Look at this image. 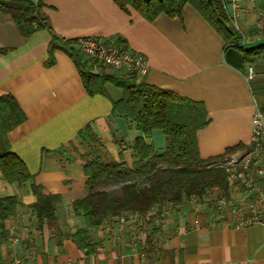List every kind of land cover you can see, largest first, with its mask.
Returning a JSON list of instances; mask_svg holds the SVG:
<instances>
[{"label": "crops", "instance_id": "crops-1", "mask_svg": "<svg viewBox=\"0 0 264 264\" xmlns=\"http://www.w3.org/2000/svg\"><path fill=\"white\" fill-rule=\"evenodd\" d=\"M44 2L59 35L116 37L147 58L149 69L138 80L205 104L209 123L197 132L204 159L250 145L256 109L264 116V56L246 61L241 49L226 47L192 4L184 6L181 17L161 13L148 20L133 7L124 11L115 0ZM226 8L245 50L264 44V0H236ZM50 41L46 29L26 38L10 14L0 13V49H6L0 53V96L13 95L27 117L8 134L9 141L34 175L11 183L0 171V198L19 201L15 215L0 221V264H264V199L252 202L263 221L240 223L252 210L243 189L231 193L230 208L221 214L208 196L190 197L146 214L112 217L90 229L87 247L73 239L85 227L73 202L86 195L83 155L90 145L79 132L89 125L102 148L129 167L137 138L162 153L166 137L161 129L146 137L116 111L113 101L123 95L120 88L106 83L107 96L89 94L66 52L56 50L55 62L47 65ZM142 179L131 174L127 182ZM33 183L58 196V227L38 226Z\"/></svg>", "mask_w": 264, "mask_h": 264}, {"label": "trees", "instance_id": "trees-1", "mask_svg": "<svg viewBox=\"0 0 264 264\" xmlns=\"http://www.w3.org/2000/svg\"><path fill=\"white\" fill-rule=\"evenodd\" d=\"M126 12L136 9L144 18L154 20L159 14L181 17L186 4H192L221 34L226 47L241 49L244 59L264 56V44L254 49L242 47V37L228 14L222 0H115ZM44 0L0 1V13L10 14L22 34L27 38L32 33L46 29L51 34L48 46L47 65L55 62L56 50L66 52L76 63L84 87L91 95H108L106 83L120 88L122 96L113 101L116 111L134 121L136 127L151 136L161 129L166 137L162 153L153 144L139 137L133 144V166L118 162L102 148L98 135L87 125L79 132L82 140L89 142V150L83 155L84 172L87 177L86 195L73 202L75 211L83 215L85 227L72 235L81 246H89L90 229L112 217L124 213L146 214L155 206H177L185 198L199 200L208 198L213 187H219L227 198L231 194L229 173L217 164L238 150L249 146L240 144L228 148L225 153L204 159L199 151L197 132L206 127L209 118L205 104L138 80L129 73L101 75L92 71V64L84 58L80 38H65L53 29L44 8ZM264 34V29H263ZM6 49H0L5 52ZM27 119L25 112L13 95L0 96V171L9 182L25 183L33 179L25 161L11 149L8 134ZM118 141V140H117ZM131 174L143 177L142 181L127 182ZM124 182V184H121ZM110 183L119 184L117 190H108ZM37 201L32 205L38 226L47 223L58 227L56 209L57 195L46 194L36 183L32 184ZM19 201L15 196L0 198V221L15 215Z\"/></svg>", "mask_w": 264, "mask_h": 264}, {"label": "built area", "instance_id": "built-area-1", "mask_svg": "<svg viewBox=\"0 0 264 264\" xmlns=\"http://www.w3.org/2000/svg\"><path fill=\"white\" fill-rule=\"evenodd\" d=\"M222 1L227 6L229 2L236 0ZM79 47L84 58L92 64V71L97 74L108 75L118 72L134 74L141 78L149 69L145 55L134 51L116 37L91 35L81 37ZM253 74L254 69L249 66L248 77L252 78ZM252 125L249 149L239 158L231 155L219 164L229 173L231 193L243 189L246 197L251 200V214L241 220L240 223L243 224L263 221V214L252 203L253 200L264 199V116L258 108L253 115ZM208 197L218 213L221 214L230 208L229 198L221 188L213 187Z\"/></svg>", "mask_w": 264, "mask_h": 264}, {"label": "rangeland", "instance_id": "rangeland-1", "mask_svg": "<svg viewBox=\"0 0 264 264\" xmlns=\"http://www.w3.org/2000/svg\"><path fill=\"white\" fill-rule=\"evenodd\" d=\"M244 153H245V151H242V152L238 153L237 157L239 158V157L242 156ZM237 157H236V158H237ZM221 162H223V161H221ZM217 164H220V162H218ZM119 187H120L119 184H118V185H117V184H113L112 186H107L106 188H107L108 190H117Z\"/></svg>", "mask_w": 264, "mask_h": 264}]
</instances>
